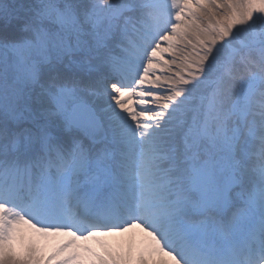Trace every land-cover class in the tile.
Returning <instances> with one entry per match:
<instances>
[{
  "label": "snow or ice",
  "instance_id": "obj_1",
  "mask_svg": "<svg viewBox=\"0 0 264 264\" xmlns=\"http://www.w3.org/2000/svg\"><path fill=\"white\" fill-rule=\"evenodd\" d=\"M0 264H264V0H0Z\"/></svg>",
  "mask_w": 264,
  "mask_h": 264
},
{
  "label": "bare ground",
  "instance_id": "obj_2",
  "mask_svg": "<svg viewBox=\"0 0 264 264\" xmlns=\"http://www.w3.org/2000/svg\"><path fill=\"white\" fill-rule=\"evenodd\" d=\"M103 239H106L107 241L112 243V242H115L116 240H118L119 238H117V237H104Z\"/></svg>",
  "mask_w": 264,
  "mask_h": 264
},
{
  "label": "rangeland",
  "instance_id": "obj_3",
  "mask_svg": "<svg viewBox=\"0 0 264 264\" xmlns=\"http://www.w3.org/2000/svg\"><path fill=\"white\" fill-rule=\"evenodd\" d=\"M112 243H114V242H112Z\"/></svg>",
  "mask_w": 264,
  "mask_h": 264
}]
</instances>
